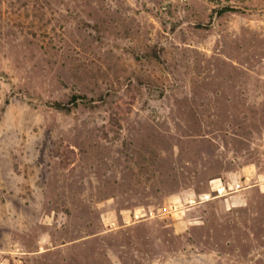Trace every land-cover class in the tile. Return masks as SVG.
Returning <instances> with one entry per match:
<instances>
[{
  "label": "rangeland",
  "instance_id": "1",
  "mask_svg": "<svg viewBox=\"0 0 264 264\" xmlns=\"http://www.w3.org/2000/svg\"><path fill=\"white\" fill-rule=\"evenodd\" d=\"M0 264H264V0H0Z\"/></svg>",
  "mask_w": 264,
  "mask_h": 264
}]
</instances>
